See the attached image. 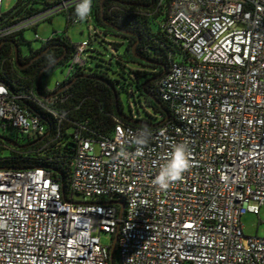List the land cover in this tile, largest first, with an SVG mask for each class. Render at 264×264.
I'll use <instances>...</instances> for the list:
<instances>
[{
  "label": "built area",
  "instance_id": "built-area-1",
  "mask_svg": "<svg viewBox=\"0 0 264 264\" xmlns=\"http://www.w3.org/2000/svg\"><path fill=\"white\" fill-rule=\"evenodd\" d=\"M52 2L0 24V40L79 0ZM158 5L167 7L163 28L181 49L158 83L171 118L149 129L139 157L124 133L140 126L118 121L110 136L77 130L68 195L43 166L0 167V264H110L102 234L117 231L118 264H264V237L246 234L242 223L264 206V0ZM92 18L85 21L95 33ZM91 42L74 43L57 86L86 64ZM56 94L14 91L0 78V129L45 136L46 125L18 100L36 101L63 122L66 112L48 104ZM181 141L189 142L191 167L161 190L155 176ZM114 200L124 201L122 217Z\"/></svg>",
  "mask_w": 264,
  "mask_h": 264
},
{
  "label": "trees",
  "instance_id": "trees-1",
  "mask_svg": "<svg viewBox=\"0 0 264 264\" xmlns=\"http://www.w3.org/2000/svg\"><path fill=\"white\" fill-rule=\"evenodd\" d=\"M52 4L53 2L50 0H17L11 10L4 12L0 24H9L16 19L32 16ZM74 9L75 7L69 12L58 11L67 15L68 25L73 23ZM91 14L96 35L102 31H112L128 40L124 54H117V60L120 63L126 59L150 69H133L131 72L139 91L145 92L143 96L146 103L160 113V119H153L154 116L151 115L149 118L127 115L121 107L119 91L116 86L118 80L111 78L108 72L93 68L88 63V58L91 56L89 54H87L86 64L77 67L74 73L67 80L58 84L56 88L60 89L66 86L75 78L72 84L58 92L48 102L52 108L66 112L63 122H59L57 117L36 101L25 98L18 100L27 111L41 119L46 125L47 134L31 138L10 125L5 128L1 127L4 131L8 130L9 132L6 133L5 131L3 134L0 132V167L43 166L51 171L55 180L61 183L67 195L74 169L77 130L86 136H110L118 121L153 129L171 118V109L168 102L161 97L158 83L159 79L169 71L171 61L181 51L180 46L168 36L163 28V23L167 18V7H160L158 0H104L103 9L102 0H92ZM46 18H51V16ZM116 27L131 31L134 34L125 33ZM30 28L36 30V26ZM26 29L20 30L6 39L17 41V37L20 36L25 40L24 31ZM1 42L2 40H0ZM74 43L66 32H55L36 51L43 50L45 45L53 47L30 68L20 71L16 69V63L12 62L10 65L8 61L13 46L3 44L0 54V78L14 91H26L32 86L37 90L40 69L63 54L65 56L58 64H65L75 51ZM134 44H136V52L139 56L134 55L132 49ZM114 46L117 48L119 45L114 43ZM89 50L90 48L87 49V51ZM110 60L112 59L110 58ZM49 70L42 73L40 81L42 95L50 93V90L43 83V76ZM161 73L163 74L160 77L155 78ZM108 82L113 84L117 90L118 103L114 90ZM44 102L47 101L44 100ZM121 113L125 117H122ZM136 120L143 122V124L136 123ZM9 133H13L14 136H9ZM5 138L17 144L14 145ZM6 151H9V154H4ZM112 264H118L117 250H115Z\"/></svg>",
  "mask_w": 264,
  "mask_h": 264
},
{
  "label": "rangeland",
  "instance_id": "rangeland-1",
  "mask_svg": "<svg viewBox=\"0 0 264 264\" xmlns=\"http://www.w3.org/2000/svg\"><path fill=\"white\" fill-rule=\"evenodd\" d=\"M16 1L3 0V11L8 12L11 10L15 6ZM55 32H66L71 41L75 43L92 38V43L88 44V49L90 48V50L86 51L87 54L91 55L89 58L86 55L88 63L93 68L108 72L111 78L118 80L116 86L123 111L129 116L149 118L151 115L154 116L153 119H160V113L146 103L131 72L133 69H150L130 60L124 59L122 63L117 60V54H124L125 52L128 41L126 37L115 34L112 31H102L99 35H96L91 32L88 23L85 21L68 25L67 15L64 12H56L51 18H42L38 22L36 30L27 28L24 31L26 41L20 36L17 37L21 55L26 56L32 49H39L43 42L53 36ZM114 43L119 46L116 48ZM8 61L11 65L12 60L9 59ZM67 71L68 68L63 64L54 66L43 76L44 86L49 90H53L57 83L63 80ZM5 131L6 133L9 132L8 130ZM5 131L3 128L0 129L2 134ZM9 136L13 137L14 135L9 133ZM4 154H9V151ZM242 223L246 234L264 237V206L261 208L260 214L245 212L242 215ZM102 238L106 243H111V237L106 233L102 234Z\"/></svg>",
  "mask_w": 264,
  "mask_h": 264
},
{
  "label": "clouds",
  "instance_id": "clouds-1",
  "mask_svg": "<svg viewBox=\"0 0 264 264\" xmlns=\"http://www.w3.org/2000/svg\"><path fill=\"white\" fill-rule=\"evenodd\" d=\"M74 11L81 21H85L92 13V0H79ZM124 135L126 138L130 137L129 143L135 147V155L137 157L143 156L151 136L150 130L145 126L135 133L125 132ZM190 167L191 151L189 142L181 141L175 143L172 145L168 162L155 176L153 183L158 186L159 189L166 190L173 182L180 180L183 173Z\"/></svg>",
  "mask_w": 264,
  "mask_h": 264
},
{
  "label": "water",
  "instance_id": "water-1",
  "mask_svg": "<svg viewBox=\"0 0 264 264\" xmlns=\"http://www.w3.org/2000/svg\"><path fill=\"white\" fill-rule=\"evenodd\" d=\"M103 2H104V0H102V9H103ZM102 14H103V13H102ZM107 23H108V22H107ZM109 24H110V25H113V24H111V23H109ZM113 26H114V25H113ZM116 29L121 30V31H123V32H125V33L134 34V33L131 32V31H127V30H125V29H121V28H119V27H116ZM6 41L12 42V43L14 44V59H15L16 64H17L18 66H21V53H20V47H19V44H18V42H17L16 40H13V39H5V40H3V41L0 43V54H1L2 45H3V43L6 42ZM132 49H133L134 55H135V56H139V54H137V52H136V44L133 45V48H132ZM43 52H44V51H43ZM43 52H42V53H43ZM40 54H41V53H40ZM64 56H65V54L59 56L57 59H55L54 61H52L51 63H49L47 66H45V67L39 72V75H38V80H39V82H38V85H37V92H38L43 98H50V97L53 96L54 94L60 92L61 90H64L67 86L71 85L72 82L74 81L75 78H74L73 80H71L70 82H68V84H67L66 86H64V87H62V88H60V89H58V90H56V91H53V92H51V93H49V94H47V95H42V93H41V90H40V81H41V79H42V73H43V71H45V70H47V69H51L52 67H54L55 65H57V64H58V63L64 58ZM143 59H144V58H143ZM162 74H163V73L157 75L155 78L160 77ZM108 83H109V82H108ZM109 85L112 86V88H113V90H114V93H115V96H116V99H117V103H118V93H117V90H116V88H115V86H114L113 84L109 83ZM120 115H121L122 117H125L123 113H121ZM130 119H134V118H130ZM132 121H134V120H132ZM135 122L138 123V124H143V122L138 121V120H136ZM5 139L8 140V141H10V142H11L12 144H14V145L17 144L16 142L11 141V140H9V139H7V138H5ZM62 191H63V193H65V189H64L63 186H62ZM110 202H111V203H118V204L121 205L120 217H122L123 212H124V205H125V204H124V201H121V200H114V201H110ZM118 236H119V232L117 231V232L115 233V235L113 236V238L111 239V244H110V252H111L110 260H111V264L113 263L114 254H115V250H116V245H117V241H118Z\"/></svg>",
  "mask_w": 264,
  "mask_h": 264
},
{
  "label": "flooded vegetation",
  "instance_id": "flooded-vegetation-1",
  "mask_svg": "<svg viewBox=\"0 0 264 264\" xmlns=\"http://www.w3.org/2000/svg\"><path fill=\"white\" fill-rule=\"evenodd\" d=\"M57 1V0H56ZM5 40V39H4ZM17 42H18V40H17ZM3 44H11L12 46H13V49H14V44L12 43V42H9V41H6V42H4ZM18 44H19V42H18ZM53 46H50V45H45V47H44V49L43 50H41V51H36L35 49H32L31 50V52L28 54V55H26V56H22L21 55V66H16V69L17 70H23V69H28V68H30L39 58H41L45 53H47V51L49 50V49H51ZM44 51V52H43ZM43 52V53H42ZM41 53V54H40ZM51 63V62H50ZM49 64V63H48ZM47 64V65H48ZM47 65H45V66H47ZM44 66V67H45ZM44 67H42L41 69H40V71L44 68ZM47 70H49V69H47ZM47 70H45V71H47ZM39 71V72H40ZM45 71H43V72H45ZM142 94H145V92H143Z\"/></svg>",
  "mask_w": 264,
  "mask_h": 264
},
{
  "label": "crops",
  "instance_id": "crops-1",
  "mask_svg": "<svg viewBox=\"0 0 264 264\" xmlns=\"http://www.w3.org/2000/svg\"><path fill=\"white\" fill-rule=\"evenodd\" d=\"M50 1H55V0H50ZM11 58L14 57V52L12 51L10 54Z\"/></svg>",
  "mask_w": 264,
  "mask_h": 264
}]
</instances>
